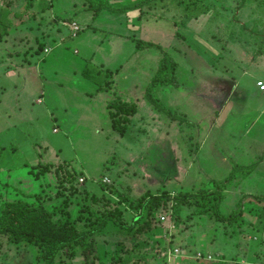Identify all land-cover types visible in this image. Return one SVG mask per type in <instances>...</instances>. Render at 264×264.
<instances>
[{"label": "rangeland", "instance_id": "obj_1", "mask_svg": "<svg viewBox=\"0 0 264 264\" xmlns=\"http://www.w3.org/2000/svg\"><path fill=\"white\" fill-rule=\"evenodd\" d=\"M197 6L187 16L165 0L143 13L94 18L83 0H0V210L17 199L48 208L66 202L68 215L55 219L84 229L96 220L93 211L105 210L106 200L92 196H106L130 224L140 211L132 199L215 190L213 181H224L234 166L255 167L245 177L237 170L223 189L221 212L242 209L231 223L211 213L199 219L191 199L176 225L172 202L168 208L162 202L164 229L141 236L146 245L108 222L93 259L65 249L54 264H264V95L255 76L243 73L256 71L244 53L264 51V0ZM134 39L172 55L179 87L148 88L162 52H136ZM238 74L231 92L215 82ZM148 90L183 120L162 113ZM116 98L136 107L123 136L109 117ZM63 162L78 175L76 193L58 185ZM0 264L48 263L38 247L2 236Z\"/></svg>", "mask_w": 264, "mask_h": 264}, {"label": "trees", "instance_id": "obj_2", "mask_svg": "<svg viewBox=\"0 0 264 264\" xmlns=\"http://www.w3.org/2000/svg\"><path fill=\"white\" fill-rule=\"evenodd\" d=\"M162 1L165 0H83L85 9L93 12L94 18L102 12L115 15H127L136 11L143 13L146 7L151 8V6ZM186 1L188 2L184 3V1L181 0H171V2H175L181 10L184 11V15L188 16L194 13L195 8L198 7L197 4L199 0ZM77 28V30L74 29L76 33L81 31L80 26H77ZM68 39H70L69 36L65 41ZM134 42L136 52L148 49H156L162 52L157 72L152 78L148 88L151 89L164 86L179 87V83L176 79L178 63L174 60L172 55L156 43L136 39H134ZM43 47L44 46L41 45V48ZM146 96L148 99L150 98V101L159 108L162 113L167 114L172 120H183V118H180L169 109L162 107L155 99H152L149 90L146 92ZM131 106L132 107L128 109L127 104L120 98H116L115 101L108 104L111 126L113 130L121 136L128 131L131 115L135 113V105ZM67 163H61L62 165L57 168L55 176L59 186H64L69 189L70 192L74 191V193H76L78 187L74 184V181H76L78 175L70 168V163ZM254 168V166H234L233 173L224 181H213L216 186L215 190H200L198 194H185L182 196H148L132 199V206L136 205L140 211L133 217V221L130 224H127L126 221L123 220V214L120 213L121 217H119L120 215L117 216L112 212L115 210L110 206L111 202L109 198L106 199V196H92L94 201L99 203H101L103 199L106 200L102 203L105 210L101 207L103 211L100 214L97 213L98 210H92L93 214L97 215V218L96 220H91L84 229H79L70 220H63L61 218L55 219V217L60 214L66 213L68 215L69 210L67 209L66 202L65 204L61 202L59 206L48 208L43 201L39 204H33L27 199L7 201L0 210V237H7L11 243L19 244L25 242L38 247L47 263L54 264V260L58 253L65 249H68L70 251L69 253L74 256L80 254L86 261L93 259L97 254L96 237H98V234L104 229L108 222L119 225V229L128 236L131 241H138L140 239L142 242L138 241V243L146 245L145 240L142 239L141 236H144L145 233H149L148 230L155 229L157 233L160 234L164 229L160 225L161 220L158 216L159 210H161L159 206L162 202L165 208H168V202H172L170 209L172 210V218L176 225L178 224V217L182 204L191 199L195 201L196 214L199 219H205L210 216L211 213L219 222L231 223L237 216L242 214V209L238 206L234 212L228 215H224L221 212V203L224 200L223 189L236 178L235 174L237 170H241V175L245 177L248 176ZM48 170L49 168H46L44 170L46 172L40 174L49 173ZM81 177L82 176L79 178ZM109 187L111 186H104V191ZM73 200L71 199L68 204L71 203L72 207H76V205L73 206ZM64 206H66V209ZM124 261L125 260H123V262ZM127 261L128 260H126V262Z\"/></svg>", "mask_w": 264, "mask_h": 264}, {"label": "crops", "instance_id": "obj_3", "mask_svg": "<svg viewBox=\"0 0 264 264\" xmlns=\"http://www.w3.org/2000/svg\"><path fill=\"white\" fill-rule=\"evenodd\" d=\"M75 24H76V22H74V25ZM77 26H79V25H77ZM71 39H73V37ZM244 55H246V57H244V58H246L245 60L247 61L245 63L249 64V66H247V67L254 66L255 67L254 70H256V71L252 72V71H250V69L246 68V70H243L244 71L243 73L244 74L249 73L251 75H254L255 78L257 79V84H258V82H263L264 83V59H263L264 57L261 58L262 56H264V51H258L254 55H251L249 52H246V53H244ZM232 63L235 64V62H232ZM238 64L241 65L243 63H240L238 61ZM212 77L216 78V74L212 73ZM239 78H240L239 74H238L237 78H236V76H232V75H229L227 77L223 76L221 78L222 80H220V78H218L217 80H215V82H219L220 84H222V86L224 88H226V90L230 89V92H231V89L232 90L234 88L236 89L237 85H239V83H240V79ZM257 87H258V85H257ZM224 215H226V214H224ZM225 247H227V246L225 245ZM206 253L211 254V252H209V251H206Z\"/></svg>", "mask_w": 264, "mask_h": 264}, {"label": "built area", "instance_id": "obj_4", "mask_svg": "<svg viewBox=\"0 0 264 264\" xmlns=\"http://www.w3.org/2000/svg\"><path fill=\"white\" fill-rule=\"evenodd\" d=\"M74 29H75V30L78 29L76 25L74 26ZM257 85H258V89H259V91L262 92V93L264 94V83H263V82H258ZM80 181L82 182L83 179L80 178ZM160 220H161V221H165V217H164V216L160 217ZM175 252L178 253V250L176 249ZM167 254H168V253H167ZM169 254H172V253L169 252ZM199 255H200V254H198V256H199ZM200 256H201V255H200Z\"/></svg>", "mask_w": 264, "mask_h": 264}]
</instances>
